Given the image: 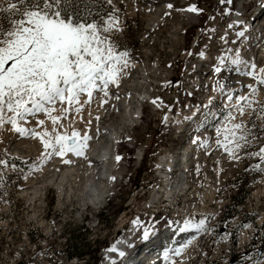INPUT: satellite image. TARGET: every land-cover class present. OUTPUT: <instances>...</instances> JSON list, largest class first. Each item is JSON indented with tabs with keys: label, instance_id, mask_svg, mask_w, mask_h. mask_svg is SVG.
Listing matches in <instances>:
<instances>
[{
	"label": "rangeland",
	"instance_id": "1",
	"mask_svg": "<svg viewBox=\"0 0 264 264\" xmlns=\"http://www.w3.org/2000/svg\"><path fill=\"white\" fill-rule=\"evenodd\" d=\"M97 1L103 3L104 8L94 15L96 22L107 20L109 14L118 17L122 30L113 31L110 38L118 52L128 53L127 66L119 72L118 82L109 84L106 89L121 93L120 98L114 95L115 98L108 102L103 91L95 90L92 100L82 94L79 104L69 106L67 102L63 105L57 102L56 111L51 113L60 117L57 125L42 113L18 121L25 129L22 133L11 123L0 125V160L6 162L0 164V264H91L88 257L70 259L69 255L75 254L73 247L80 253L87 245L99 249L102 260L103 252L112 246L116 233L122 238L131 237L140 246L146 242L144 246L151 247L155 243L156 248L153 246L152 250H158V241L148 240L178 224L179 219L191 225L205 221L203 229L193 227L195 230H188L190 233L179 231V235H175L176 246L169 255L173 256L178 248L183 249L188 257L184 264H264V161L254 155L264 147V113L260 112L264 107V85L258 83L264 78L261 71L264 56L251 47L247 53H239V39L231 34L242 27L236 22L238 13L244 15L247 12L248 16L243 20L249 25L252 20L255 28L257 21L254 22L255 14L251 13L256 7L260 9L262 0H251L256 1L255 5H250L249 0H232L231 3L162 0L168 3L160 5L144 0H111L110 4L107 0ZM244 2H247L245 7L240 6ZM232 3L235 8L228 11ZM170 4L171 8L168 7ZM193 5L202 11H186ZM3 6H6V0H0V7ZM5 17L9 14L0 12V24L7 26ZM260 17L254 31L260 30L257 36L262 38V50L264 11ZM237 53L239 57L251 56L255 67H259L253 72L256 77L253 82H248L247 76L237 74L241 73L240 67L231 63ZM217 67L221 72L215 71ZM248 85H253L257 91L253 93ZM139 93L145 97L139 98L143 101V117L136 118V122L124 119L127 131L119 134L122 141L127 134V141L117 150L121 162L112 169L115 185L112 192L107 190L110 197L104 207L93 204L81 207L79 203L71 206V197L65 195L66 185H60V173L70 171L74 165L73 176L68 180L75 193L86 183L94 189L106 186L107 182L101 180L100 185L96 181L88 182L84 177L85 158L67 165L64 161L69 159L59 158L54 153L49 155L51 149L45 150L41 137L45 132L49 136L44 139H52L57 133L71 136L76 131L79 135L74 139L80 142L83 137L92 136L87 154L93 160L92 157L109 150H105L101 132L104 130L106 136L121 123L114 104L123 108L120 104L125 99L128 106L132 102L126 95L138 99ZM228 93H232L231 101ZM223 95L225 103L219 102L218 97ZM240 96L247 97V101L238 102ZM228 102L237 107H229ZM248 103L251 107H247ZM240 104L245 108L243 116L238 110ZM99 106H103L102 117H106L101 118L96 127L94 118L96 111L101 110ZM61 107L69 108V111L61 112ZM172 107L181 111L180 119H167L165 115ZM211 110L216 111L211 115ZM194 111L200 118L196 132L188 136L179 133ZM88 112L90 119L86 118ZM39 120L44 123L39 124ZM241 122L251 130L250 143L237 148L225 140V129ZM195 123L192 120L191 124ZM82 124L88 127L86 135L80 133ZM134 124L136 127L129 129ZM95 127L100 134L96 133ZM191 145H195L194 157L188 158ZM183 152L181 166L176 167L179 180L185 169L182 176L185 180L175 194L178 208L163 202L162 206L151 209V200L161 185L157 174L158 160L169 153L177 156ZM139 157H142L140 162ZM186 162L188 164L184 166ZM106 166L107 163L98 166L96 173H102L100 169ZM181 188L187 189L183 198H180ZM34 190L40 193L31 201L29 198L34 197ZM24 192L31 195L22 196ZM84 192L90 195L89 190ZM245 194L248 195L243 204L232 209L234 201ZM122 218L125 220L122 225L128 219L129 224L120 232Z\"/></svg>",
	"mask_w": 264,
	"mask_h": 264
},
{
	"label": "snow or ice",
	"instance_id": "2",
	"mask_svg": "<svg viewBox=\"0 0 264 264\" xmlns=\"http://www.w3.org/2000/svg\"><path fill=\"white\" fill-rule=\"evenodd\" d=\"M107 2L110 4L111 0ZM220 2L231 3L232 0ZM186 11L199 13L202 10L193 5ZM0 12L14 17H5L7 26L0 24V125L11 123L17 132L22 133L25 129L18 125V121L37 113L47 115L53 125H57L60 117L51 115L56 111L57 102L61 105L67 102L69 106L79 104L82 94L90 100L95 90L107 95L108 85L116 83L119 72L127 66L125 58L128 53L118 52L110 38L113 31L122 30L119 18L109 14L107 20L97 23L90 0H6V6L0 7ZM239 35L243 36V33ZM231 63L237 65L240 61L236 59ZM215 71L221 72V68L217 67ZM258 83L264 85V78ZM248 87L253 93L257 91L253 85ZM232 99L229 95L228 100ZM247 99L237 97L238 102ZM247 107L251 104L248 103ZM238 110L240 115L245 114L244 105L240 104ZM60 111L67 112L69 108L61 107ZM260 112L264 113V107ZM38 123L42 125L44 121ZM225 132V140L237 148L250 143L251 130L243 122L233 124ZM78 135L73 131L71 136L57 133L52 139H44L49 136L45 132L41 142L46 151L51 149L49 155L62 156L67 152L82 155L85 145L74 139ZM222 146L228 150L226 145ZM254 155L264 161V147ZM5 163L0 160V164ZM190 226L203 229L205 221L200 220L195 225L186 221L180 231Z\"/></svg>",
	"mask_w": 264,
	"mask_h": 264
},
{
	"label": "bare ground",
	"instance_id": "3",
	"mask_svg": "<svg viewBox=\"0 0 264 264\" xmlns=\"http://www.w3.org/2000/svg\"><path fill=\"white\" fill-rule=\"evenodd\" d=\"M148 2L149 4H166V3H168V1H162V0H144V2ZM251 3H250V5H255L256 4V1H251V0H249ZM254 2V3H253ZM264 2V0H262L261 1V5H262V3ZM258 3V2H257ZM150 6V5H149ZM259 7V6H258ZM257 8V7H256ZM256 8H254V10H253V12L251 13V15H254L255 14V21L254 22H256L257 21V24L259 23V21H258V19L259 18H261L260 16H261V12L262 11H264V5H262V6H260V9H259V11L257 12V13H255V11H256ZM242 10V9H241ZM241 10H239V11H241ZM157 11H159V10H157ZM153 15H155V13H153ZM248 16V13L247 12H245V14L244 15H242V14H240V13H238L237 14V16H236V19H238L239 20V24H240V27L242 26L243 28H245V30H244V33H253V31L254 30H256V28H257V24H255L256 26H255V28L253 29V25H254V23H251L250 25L246 22L245 23V21L243 20L244 19V17H247ZM244 21V22H243ZM249 25V27L247 28V26ZM241 27V28H242ZM264 27V26H263ZM247 28V29H246ZM253 29V30H252ZM264 29V28H263ZM258 32H260V30L258 31ZM261 32H264V30H261ZM241 37H243V36H239V38H237V39H239V44H241L242 43V41L240 40V38ZM262 38H260L259 40H258V42H256L254 45H252V44H250V43H246L245 45H243V47L239 50V53H241V52H248V51H250V47L251 48H253L254 50H255V52L257 53L258 51H259V53L260 54H262L263 56H264V48H262V50H260V45H261V43H260V40H261ZM259 44V45H258ZM253 50V51H254ZM245 54V53H244ZM237 58H240V59H242L244 62L241 64V68H243V69H245L246 67H247V69L245 70V73H237L239 76H242V75H245V76H247L248 78H249V81L248 82H253V80H256V77H255V75L253 74V72H257L258 70H259V67L258 68H252V70H249V69H251V67L254 65L253 63H254V60L252 59V57L251 56H248L247 58H245V57H239L238 56V53H237V56L235 57V59L234 60H236ZM244 65H245V67H244ZM209 73V72H208ZM207 73V74H208ZM248 73H251V74H248ZM207 74H206V76H207ZM206 76H204V78L206 77ZM124 78V77H123ZM118 82V81H117ZM247 82V83H248ZM111 84V83H110ZM241 84V83H240ZM234 86H231V88H233ZM120 88V87H119ZM232 91V90H231ZM104 92V91H103ZM127 92V91H126ZM230 94H232V93H228L227 94V96H229ZM86 95V94H85ZM114 95H118V97L121 95V93L120 94H118V93H113V92H111V91H109V90H107V95H105L107 98H108V102H110L109 100L114 96ZM130 95V94H129ZM226 96V97H227ZM102 97H103V95H102ZM144 97V94H142V93H139V97H138V99H136L135 97H133V96H131V97H128V95H126V98L127 99H129L131 102H132V104L131 103H128V106L126 105L127 103H126V100L124 99V100H122V104H120V105H122V107L123 108H121V107H119L118 106V104H114L115 106H113L114 107V109H115V111H117V113L120 115V122L121 123H118V127L117 128H114L113 130H111V131H108V134L110 135V136H115V137H117L118 136V134L121 132V135L124 133V132H126L127 131V129H126V125H127V122H124V119H126L127 118V120L129 119L131 122H134V120L137 118V113H139L140 112V110H141V106L142 105H140V99L139 98H143ZM106 98V99H107ZM113 98H115V97H113ZM117 98V97H116ZM120 98V97H119ZM145 98V97H144ZM92 100V99H91ZM100 100V99H99ZM115 100V99H114ZM84 103V102H83ZM87 104V103H86ZM226 104H228L229 105V107H231V108H235V107H237V105L234 103L233 104V102H228V103H226ZM81 105V104H80ZM104 105H105V103H104ZM130 105H132L131 107H130ZM79 107V106H78ZM100 107V106H99ZM101 107H103V106H101ZM100 107V108H101ZM143 107V106H142ZM99 108V109H100ZM113 109V110H114ZM122 109H123V111H122ZM96 110V109H95ZM104 110V108H101V110H100V112L98 113V110L96 111V117L94 118L95 120V124H96V127H97V125L100 123L99 122V120L102 118V119H104L106 116L104 115L103 117H102V114L105 112V111H103ZM126 110V111H125ZM92 111H94V110H92ZM92 111H91V113H92ZM81 112V111H80ZM98 113V114H97ZM122 113H123V115H122ZM82 114H84V113H82ZM89 112L87 113V117L86 118H88V119H90L89 117ZM94 114V113H93ZM94 114V115H95ZM91 115V114H90ZM92 116V115H91ZM111 116H112V114H111ZM80 118V117H79ZM93 118V117H92ZM108 118V117H107ZM77 119V118H76ZM78 120V119H77ZM80 120V119H79ZM91 120H93V119H91ZM72 121V120H71ZM109 121H110V119H109ZM126 121V120H125ZM135 122H136V120H135ZM72 124V123H71ZM94 124V125H95ZM65 125V124H64ZM83 125V124H82ZM129 126V125H128ZM67 125H65L64 126V128L65 129H67ZM79 127H80V125H79ZM78 127V128H79ZM96 127H95V129L94 130H96ZM88 127L86 126V128L84 127V125H83V127L81 126L80 127V129H81V131H80V133L82 134V135H86L85 133H86V129H87ZM90 128V127H89ZM89 130V129H88ZM105 131H107V130H105ZM91 133V132H90ZM96 133H98V134H100V130L98 131V128H97V130H96ZM92 134V133H91ZM94 134V133H93ZM101 134L103 135V136H100V137H104L105 138V150H106V148H109V150L107 149L106 150V152L104 153V155L106 156V158H102V159H99V160H91L90 159V155H88L87 154V147L89 146V144H88V142L90 141V140H92V136H90L89 137V139H87V140H84V139H82L80 142H78V143H83L84 145H85V147L82 149V152H83V154L82 155H77V154H75V153H73V152H67L66 154H64V155H59V158H63V159H65V158H67V159H69L68 161H69V164H71V165H73V163H76V160H78V159H82V158H85L86 159V162H87V165H85V167L87 166V170H85V172H84V177H87V179H88V182L90 181V183H92L93 181H96V183H99V185L100 184H102L100 181L101 180H104V181H106L107 182V185L106 186H104V185H102V186H100V188L99 187H96V188H92L91 186H89L87 183H86V185L84 186V188L83 189H81L80 190V192H79V190L77 191L78 192V195L75 193V192H72L73 190V188H71V186L69 185V180H68V178L70 177L71 178V176H73L72 175V173L74 172V169H73V166L71 167L72 169L69 171H67L66 170V172H63V173H60V176L59 177H61L62 179H61V181H60V185L62 186H64V185H66V188H65V195H68V197H71V206H75V204L76 203H79V205H81V207H85V206H87L88 204H90V205H99L100 204V202L102 201V197H103V195L107 192V190H108V188H109V185H108V182H109V177L111 176V174H113L114 172L112 171V169H113V167H114V162H113V160H112V148H110V145H109V143H111V146H112V141L110 140L109 141V138H106L105 137V135H104V130H103V133L101 132ZM88 135V134H87ZM97 135V134H96ZM107 135V134H106ZM81 137V136H80ZM90 143H91V141H90ZM86 153V154H85ZM58 156V155H57ZM180 156H182V157H180ZM182 158H184V152L183 153H179L177 156H174V155H172V154H166V155H164V156H162L161 158H160V160H158V162H157V174H158V176H162L163 177V181H162V183L164 184L163 186L162 185H160V189L159 190H157L156 191V193H155V195H154V198L156 199L157 197H159V195H160V193H162V195H161V197L160 198H163L164 196L166 197V198H169V196L170 195H173L174 194V192H173V190H172V187H171V183H173V180L172 181H170L173 177H174V175H173V173H177V169H176V167L178 166V167H180L181 165H179V163H182ZM62 159V160H63ZM66 160V159H65ZM79 161V160H78ZM64 163V162H63ZM105 163H107V166H106V168L104 167V168H102V169H100L101 170V172L102 173H96V169L98 168V166H101V165H103V164H105ZM67 165H68V163H66ZM188 163L186 162L185 164H184V166H186ZM171 170H172V173H170L171 172ZM185 170V169H184ZM183 170V171H184ZM189 170V168L187 167L186 168V171H188ZM113 172V173H112ZM177 174H179V173H177ZM177 177H176V179H178L179 180V178H178V175H176ZM86 179V178H85ZM171 182V183H170ZM63 183V184H62ZM98 185V186H99ZM61 189V188H60ZM87 191V190H89V192H90V195L88 196L87 195V193H85L84 191ZM162 190V191H161ZM181 192H180V198H183L184 196H186V189H184L183 190V188H181V190H180ZM61 192H62V190H61ZM188 192V191H187ZM40 192L39 191H36V190H34L33 191V195H34V197H30L29 199L31 200V201H34L36 198V196H37V194H39ZM73 193V194H72ZM29 195H31V193H28V192H24L23 194H22V196H26V197H28ZM61 195V194H60ZM79 197H82L81 199H78ZM35 198V199H34ZM153 198V199H154ZM77 199V200H76ZM70 200V199H69ZM70 203V202H69ZM160 203V202H159ZM158 203V204H159ZM170 204V203H169ZM157 207H159L158 205H153V206H151V209H155V208H157ZM81 210V209H80ZM79 210V208H78V211H80ZM37 212V211H36ZM123 223H125V220H124V218H122L121 220H120V224L122 225ZM190 229H194L193 227H189V228H187L185 231H187V233H190L191 231H188V230H190ZM195 230V229H194ZM184 231V232H185ZM185 234H186V232H185ZM157 236H159L160 237V239H158V237ZM166 237V234L164 233V232H160V233H157L156 234V236L155 237H152V238H150L148 241L149 242H151L152 240H157L158 242H160V241H162L164 238ZM155 238V239H154ZM243 239H246V236L245 235H243ZM145 248H147L148 250L149 249H151L152 247H153V245L151 246V247H147V246H144ZM150 251H148V253H149ZM174 258H176V260L174 259ZM187 258L188 257H186V254H185V252L183 251V249H181V248H178V249H176V252H175V254L173 255V256H171V255H169V254H167V253H163L162 255H160L158 258H156V264H184L185 262H187Z\"/></svg>",
	"mask_w": 264,
	"mask_h": 264
},
{
	"label": "trees",
	"instance_id": "4",
	"mask_svg": "<svg viewBox=\"0 0 264 264\" xmlns=\"http://www.w3.org/2000/svg\"><path fill=\"white\" fill-rule=\"evenodd\" d=\"M90 6L92 7V15L93 16L96 15L98 12L100 13L104 8L103 3H100L97 0L94 2H90ZM129 152L132 153V151H130V150H129ZM128 180H130V178H128ZM247 195L248 194H245L240 199L235 200L233 205H232V209H235L239 205L243 204L244 198H246ZM118 212H120V211H118ZM235 241H236V239H235ZM73 250L75 251V254L69 255L70 259H72L73 257H75L77 259H84V257H88V261H90L91 264H99V262H100L101 257L99 256V252H100L99 249H95V248H92L91 246L87 245L85 248L82 249L81 253L79 252V249L76 247H73Z\"/></svg>",
	"mask_w": 264,
	"mask_h": 264
}]
</instances>
